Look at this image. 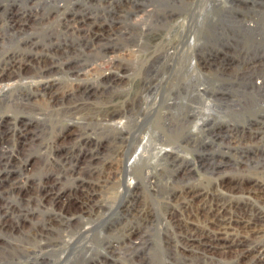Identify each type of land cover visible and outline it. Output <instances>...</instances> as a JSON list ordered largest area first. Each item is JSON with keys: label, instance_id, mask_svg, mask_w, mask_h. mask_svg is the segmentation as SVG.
I'll return each mask as SVG.
<instances>
[{"label": "rangeland", "instance_id": "1", "mask_svg": "<svg viewBox=\"0 0 264 264\" xmlns=\"http://www.w3.org/2000/svg\"><path fill=\"white\" fill-rule=\"evenodd\" d=\"M263 3L264 0H0V69L3 61L12 55H27V44L32 41H38L35 44L37 50L43 47L41 45H51L52 54L60 60L71 56L73 64L85 62L81 72L55 71L56 84L51 91H46L48 95L45 97L43 92L37 91L36 79L0 78V156L3 159L0 164V255L9 254V249L16 242L25 243L33 250L20 251L11 262L0 261V264H70L74 257L70 255H76V248L70 244L72 241L81 245L80 251L88 250V258H94L89 261L84 259L81 264H93L102 256L105 246L99 235L113 232V226L120 222L121 211H125L132 199L135 203L150 205L160 215L164 209L163 198L174 185L164 161L160 159L161 153L153 157L151 167L154 175L150 184L139 171L133 170L131 164L126 165L128 170L121 171L133 153L129 146L136 140L134 133L141 131L152 118H145L141 125L132 124L136 118L134 112L119 118L117 121L120 120V124L117 121L102 123L99 118L110 107L106 100L112 96L120 105L121 99H124L133 105V111L144 104L164 111L169 106L178 108L184 105L181 97L193 87L210 95L223 94L227 97L256 89L257 86L250 82L253 74L245 71L244 67L248 61H262V65L255 69L253 78H256L257 84L259 78L264 77V39L259 43L260 46L258 43L254 45L256 42H251L248 34L258 31L255 29L259 27L249 29L248 25L252 20L264 17ZM79 9L99 12L106 19H111L112 25L110 27L109 24V31H105L108 34H103L102 41L107 42L108 38L111 41L113 47L108 52L113 57L112 63L97 48V43L92 44L69 31L66 18L72 11ZM13 15L19 19L16 26L11 21ZM140 26L144 27V32ZM198 29H203L200 39L195 35L199 34ZM196 39H199L197 45ZM113 61L119 66L116 68L117 76L109 81L101 80L104 68L113 66ZM31 63H27L28 67ZM225 65L226 71H222ZM82 85H88L90 91L84 99L79 100L83 108H76L74 103L78 96L67 95L72 90L77 92ZM50 92L53 95H49ZM22 94H27L29 98L21 105L15 101ZM206 99L214 103L213 107L203 108L193 124L195 126L192 125L197 136L207 142L202 149L220 147L219 140H212L210 132L214 127L239 123L249 128L250 125L245 121L248 114H226L221 108L222 103L216 102V98ZM258 114L264 116V111ZM250 117L253 118V115ZM161 148L165 149L164 146ZM176 153L193 162L194 171L190 182L209 185L210 174L201 167L197 150ZM107 161L113 163L110 169ZM103 165L107 166L105 172ZM44 177L59 179L55 189L64 192L82 179L87 180V183L92 182L95 190L93 201L96 207L103 205L96 208L94 214L86 215L76 222L70 234L67 232L64 235L60 246L50 245L49 248L40 247L43 240L29 238L31 229L39 221H43L53 210L58 211L50 200L40 199L36 184ZM13 183L23 185V189L19 190ZM127 186H131L130 192ZM130 193L135 194L131 197ZM74 204L78 205L76 202ZM104 204L111 207H104ZM57 226L52 227L53 231H57ZM152 227V239L157 242L162 236L160 231L165 227L164 217L160 216ZM79 228H83L87 234L90 232L88 237L79 234ZM91 231L96 234L92 236ZM50 235L47 232L44 240ZM84 243L92 244L91 248H85Z\"/></svg>", "mask_w": 264, "mask_h": 264}, {"label": "bare ground", "instance_id": "2", "mask_svg": "<svg viewBox=\"0 0 264 264\" xmlns=\"http://www.w3.org/2000/svg\"><path fill=\"white\" fill-rule=\"evenodd\" d=\"M128 10H130V8H128ZM104 15L106 14L104 13ZM106 18L107 17H104L102 13L79 9L72 11L69 18H66V20L68 22L69 31L71 30L73 33H77L85 38L86 41L93 42L92 44L97 43V48L99 47L103 51L104 56L107 55L110 63H112L113 57L109 55V49L113 47L110 44L111 41L109 38L107 42L102 41L103 34H108L105 31H109V24L110 27L112 25L111 19L109 20ZM263 18L257 19L256 21L252 20L248 25L249 29L259 27L255 29L258 31L248 33L251 42H256L254 45L261 43L262 39H264ZM11 21L15 26L18 25L19 19L17 15L11 16ZM140 29L144 32V27ZM202 30L199 31V34H195L199 39ZM206 30L207 29H205V31ZM126 37L129 38L130 36ZM198 40L196 41V45L199 43ZM37 42L38 41H32L27 44L29 47L27 55H22L20 57L12 55L3 61V66L0 69V78H7V80L16 78H22V80L36 79L37 91L43 92L45 97V95H48L46 91H51L56 84L54 78L55 71L60 70V72L64 71L65 73L71 71L81 72L85 62L81 63V65L78 63L73 64L70 61L72 58L71 56H67L63 60H60L59 57L52 54L53 49L50 48L51 45L47 44L49 47L41 45L43 47L37 50L35 46ZM258 46H260V44ZM32 59L34 61L33 63H31ZM29 62L32 64L30 67L27 65ZM260 64L262 65V61L261 63H256L252 60V62L248 61L247 65L244 67L245 71L253 74L252 78H250V82L252 81V85H256L257 88L243 93H237L233 96L227 97L223 94L210 95L206 92H201L199 88L193 87V89L190 88L189 91H186V95H183V98L179 96L184 102V105L178 108L169 106L168 108L166 107L167 109L164 111L163 109H156L155 107L153 108V106H147L145 104L143 107L133 111V105L126 102L124 99H121L123 101H120V105L117 104L118 101L112 96L106 100V103L109 104L110 107L103 112L102 117L100 116L101 118L99 119L103 121L102 123L108 121L116 122L124 115L134 112L136 118L132 124L141 125L145 118H152L141 131L134 133L136 140L129 146V149L133 151V153L131 152L132 154L130 156L128 155L129 159H126L127 162L125 165L123 164L122 168L124 169L121 170L122 173L129 169L126 165L128 164L129 166V164H131L133 165V170L139 171L150 184L151 177L154 175L151 167L153 157L155 158L158 153H161L160 159L164 161L167 174L174 185L170 187L163 198L164 209L160 215H158L150 205L140 204L138 202L135 203L134 199H132L126 205L125 211H121L119 224H115V226L112 225L113 232H107L104 236L98 234V238H102L101 240H103V245L105 246L101 254L102 256L97 258L93 264H264V116L258 114V112L264 111V77L261 76L257 84L254 80L256 78H253L255 74L254 71ZM120 67L123 68L124 66L121 64ZM116 68H119V66H117L115 62L113 66H106V69L104 68L106 71L104 72L103 70L100 79L103 81L114 79L117 76ZM226 68L227 65L221 70L226 71ZM193 73L191 75H193ZM192 79H194L193 76ZM183 83L186 84V82ZM89 91L88 85H82L78 87L77 92L72 90L67 96H78L74 103V107L79 108L82 106L79 100L81 98L84 99V96ZM49 95H53V92H50ZM208 97H214V99L216 98V102H221V108L224 109L226 114H236L237 116L248 114L245 121L247 125L250 126L246 129L243 125L241 126L239 123L235 122L236 124L228 123L224 125L221 124L222 126L217 128L214 127L213 131L210 132L213 136L212 140H219L221 145L218 148H203V150L202 147H206L207 142L201 140L200 137L197 136L198 134H196V131L193 129V126H195L193 124L198 120V115L203 108L208 109L213 107L212 105L214 103L210 101L209 103L206 99ZM28 98L29 96L26 94L15 102L22 105L25 103V99L27 100ZM252 115L253 118L250 117ZM117 122L120 124V120ZM240 127L243 128L241 129ZM162 146H164L165 149L161 148ZM172 149H176V151L174 152ZM196 150L198 152L201 167L210 174L209 185L190 182L194 171L193 162L191 159L176 153L180 151L193 152ZM1 154L3 156V152H1ZM2 162L3 159L0 156V164ZM107 162L110 169L113 163L112 161ZM103 166L105 172L107 166ZM227 167L230 168L226 170ZM6 176H4V178ZM104 176L105 175H103V178ZM85 181L82 179L80 182H77L74 187H71L65 192L55 189L56 185L59 184V179L49 180L48 177H44L39 181V185L36 184L40 199L50 200L52 206L58 211L53 210L43 221H39V223L31 229L29 238H33L36 241L43 240L40 242V247L62 244L64 235L74 229L76 222H79L86 215L94 214L97 211L96 208H101V206H103L101 204L96 207L97 205L93 201L95 190L93 189L92 182L89 181L90 183H87ZM13 185L19 190L23 189V185L15 183H13ZM127 191H131V186H127ZM133 194L135 193H130V196L132 197ZM74 202L78 203V205H75ZM104 207L111 206L109 204H104ZM160 216L164 217L165 227L160 231L162 233L160 240L156 242L152 239L154 233L152 226ZM53 226H57L58 229H56V232L53 231ZM82 229L83 228H79L78 233L83 237H88L90 232L87 234L86 231ZM47 232L51 233V235L44 240V236H47ZM92 232L93 231H91V233ZM93 234L96 233H92L91 235L93 236ZM26 243L28 244L27 241ZM70 244L73 245V248H76V255H70L74 256L72 261L70 260V264H81V261L84 259L88 261L94 260L92 257L91 259L88 258V250L85 252L82 250L80 251L81 245H77L76 241L74 243L72 241ZM84 246L90 249L92 244L84 243ZM9 250V254L2 257L0 255V261L11 262L16 255H19L18 253L20 251H33L29 245L17 242L14 243ZM98 254H100V251Z\"/></svg>", "mask_w": 264, "mask_h": 264}]
</instances>
